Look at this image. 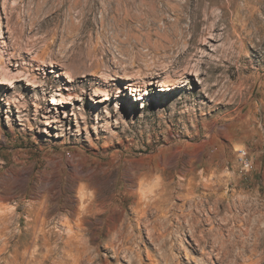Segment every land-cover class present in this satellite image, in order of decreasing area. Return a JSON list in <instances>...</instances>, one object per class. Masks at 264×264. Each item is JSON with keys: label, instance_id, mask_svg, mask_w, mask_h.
I'll list each match as a JSON object with an SVG mask.
<instances>
[{"label": "rangeland", "instance_id": "374dc122", "mask_svg": "<svg viewBox=\"0 0 264 264\" xmlns=\"http://www.w3.org/2000/svg\"><path fill=\"white\" fill-rule=\"evenodd\" d=\"M0 60V264H264V0H0Z\"/></svg>", "mask_w": 264, "mask_h": 264}, {"label": "bare ground", "instance_id": "6f19581e", "mask_svg": "<svg viewBox=\"0 0 264 264\" xmlns=\"http://www.w3.org/2000/svg\"><path fill=\"white\" fill-rule=\"evenodd\" d=\"M2 59V58H1ZM4 61L3 60H0V64L2 65V63H3ZM6 62V61H5ZM4 65H5V63H4ZM9 65V64H8ZM3 68V67H2ZM5 68V67H4ZM29 75V74H28ZM33 77V76H32ZM125 79H129L128 77L127 78H125ZM9 81V80H8ZM1 83H7V82H2L1 81ZM151 84V83H150ZM29 85H33V83H30L29 82ZM147 86V84H145V87ZM148 87V86H147ZM142 89L140 88V87H137L136 89H134V91H141ZM97 94V93H96ZM143 94H146V92H145V90H144V92H143ZM104 99H108V97H105ZM140 99V98H139ZM53 102H55V100L53 99L52 100ZM144 200V199H143ZM145 215V214H144Z\"/></svg>", "mask_w": 264, "mask_h": 264}, {"label": "built area", "instance_id": "2783aa9c", "mask_svg": "<svg viewBox=\"0 0 264 264\" xmlns=\"http://www.w3.org/2000/svg\"><path fill=\"white\" fill-rule=\"evenodd\" d=\"M241 153H243V157L245 158V156L247 157L248 156V153H247V151L245 150V149H242L241 150Z\"/></svg>", "mask_w": 264, "mask_h": 264}]
</instances>
